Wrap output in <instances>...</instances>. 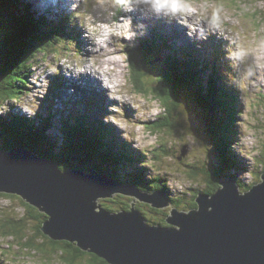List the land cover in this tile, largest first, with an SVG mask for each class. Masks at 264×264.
I'll return each mask as SVG.
<instances>
[{"label":"trees","instance_id":"trees-1","mask_svg":"<svg viewBox=\"0 0 264 264\" xmlns=\"http://www.w3.org/2000/svg\"><path fill=\"white\" fill-rule=\"evenodd\" d=\"M69 27L66 21L56 22L46 17H39V13L34 10L33 6L27 5L24 0H0V109H4V106L12 101H19L26 94L30 85L31 70L39 54L46 55L50 47L53 48L54 46L56 48L62 40L71 39L79 44L78 38L74 36L71 38L72 36L67 33L66 30ZM158 50H160V47L152 41L140 40L135 49L129 53V76L136 92L142 95H151L154 100L159 101L163 109V116H159L158 121L151 124V131L154 134L159 133L160 138H162L164 133L177 128L175 124L176 114L180 104V94L184 90L189 92L190 89H196L199 86L200 89L197 93L200 94L198 98L203 110L209 109L210 105L223 111L227 109L224 103L231 96L227 92H220V88L216 85L217 78L209 80L207 83L208 88H204V79L198 61H180V57L174 55L169 58L170 64H164L165 67L163 68L158 66L157 77L148 82L150 81L147 77L150 76L148 72L153 69L152 63L154 62L151 56L157 54ZM205 96L207 98L209 96L208 100ZM231 99L234 101V96ZM0 114L2 113L0 112ZM232 121H235V112L228 114L227 117L225 116L224 121L216 125L223 138L228 135V142L234 139L235 130H231L230 125ZM176 122L179 130L180 128H182V131L186 129L182 120ZM46 123L47 121H44L39 125L34 119L30 120L28 117L19 116L14 112L3 114L0 116V152L19 147L28 148L33 153L40 155L41 158L52 161L59 170L66 171L70 168L88 171L95 168L99 173L114 178L117 183L128 186L133 185L148 193L163 191L170 196L169 188L166 186L168 184H164V179L158 176L154 177L153 180H146L147 171L144 168L135 167L133 174L128 175L127 179L121 175L119 172L120 165L130 166L138 162L140 164L143 159H136L135 156H132L131 148L119 141L120 139L107 127L99 125L100 127L97 128H89L85 123L68 127L65 124L60 135H56L50 132L51 127ZM68 123L70 124V122ZM173 133L176 134L177 132ZM210 136L219 143V136L216 131L212 129ZM173 144L171 140L163 141L160 139L159 144L154 148L155 153H153L156 162L163 163L164 159L172 155V148L175 147L172 146ZM230 151H232L230 146L228 149L223 148L216 151L221 160L220 166H214V168H209L206 164L191 166L192 169L189 171L188 177L191 180H196V178L199 179L201 175H204V180L208 185L202 191H194L195 193L191 194L193 200L191 199L190 205L187 206L182 204L185 201L184 195L183 198L170 196L175 208H179L181 211H191L197 208L195 201L197 196L200 193L209 196L214 195L218 191L219 176L221 175L237 180L243 192H248L255 185L262 182L264 151L256 159L262 168L261 174L259 179L253 181L250 186L243 184L238 175L230 173V171H233V173L241 172L239 168H235L238 165H235V160L231 157ZM161 158L163 159L162 162ZM188 194L186 193V195ZM0 197L12 200L20 199L18 196L6 194H0ZM132 202V198L117 195L114 199H102L100 205L108 212L118 214L130 212ZM142 205L138 204L136 210L144 219L146 225L168 226L166 220L172 208L167 212L150 207L155 215L157 213L162 214L159 218L151 220L146 218V214L141 208ZM24 206L28 210L27 215L17 216L13 214L11 217L6 215L0 220V238L3 242L7 241L5 243L7 246L12 248L15 246L12 245L13 242H17L16 246L28 253L36 250H40L42 253L46 252L41 255L45 264H49V261H52L51 259H57V257L62 258L64 264H109L94 254L82 251L76 244L66 241H53L45 236L41 229L48 220L47 215L26 203H24ZM27 227L33 229L32 237L27 236ZM35 237L45 238L46 242L41 240L38 244ZM9 239L13 240L9 241Z\"/></svg>","mask_w":264,"mask_h":264},{"label":"rangeland","instance_id":"rangeland-1","mask_svg":"<svg viewBox=\"0 0 264 264\" xmlns=\"http://www.w3.org/2000/svg\"><path fill=\"white\" fill-rule=\"evenodd\" d=\"M24 1L27 3L28 0ZM221 2L231 15L241 19L242 27L248 35H250V32H248L250 25L253 27L264 25V8L260 7L261 0H221ZM53 13L58 14L50 17L55 21L69 15L67 10ZM138 18L142 19L139 14H137V19ZM166 22L170 26L167 25ZM70 24L73 27L71 29L75 32L67 33L72 36L71 38H73V36L78 38L79 44L76 42L74 43L82 53L87 54L85 52L87 41L82 39L79 28L72 22H70ZM160 26H162L163 29H161ZM160 26L156 17L155 21L148 25V34L143 36L156 39V45L160 47L157 54L155 53L153 58H151L154 62L152 63L153 69L148 72L150 74V76H147L150 79L148 82H151L157 77L159 71L158 66L163 68L165 67L164 64H170V57L176 54L178 57L188 60V54L195 53L196 59H200L201 63L207 62L208 64L210 63V66H217V71L221 78L220 80H222L219 81L220 88L223 92H227L229 95L236 98L232 107L228 106L232 101L229 99L230 102L225 101L227 109L224 111L217 107L214 108L212 105L209 106V109L203 110L198 98L200 94L197 93L200 89L199 86L197 87L198 89H190L189 92L184 90V93L182 92L180 94L181 98L177 111L178 113L176 114V121L182 120L186 129L182 131V128H180L179 130V126L175 121L177 128L173 131L164 133L163 137L160 138L159 133L154 134L151 131V124L158 121L159 116H163V109L159 101L154 100L151 95L147 96L145 94H140L145 98L146 102L141 104L139 110L132 109L128 104L124 105L130 123L127 128L118 131L116 127L104 123V117L108 114V105L112 103L106 99L105 101L102 100L103 96L106 97L104 91L100 90V88V92L93 91L92 89H85V85L83 84L84 80L78 83H72L69 79V83H64L65 77L62 74H48L46 64L52 60L53 54L57 53L58 50L61 51H58L61 54L68 50L59 47L62 43L66 44L69 41L73 42V40L68 39L59 42L56 47L58 50L53 46L54 49L49 48L46 55L39 54L31 70L28 91L19 101H13L5 105L3 113L9 114L10 112H15V114L25 117V114L21 110L39 102L41 109L38 115L33 119L39 125L47 121L46 124H49L51 127L50 132L56 135H60L65 124L68 127H75V125L79 123H85L89 128H97L100 127L99 125L107 127L118 139H120L119 141L131 148L132 156H135L136 159H143V162L140 164H138L139 162H135L137 164H132L130 166L125 164L120 165L119 172L121 175L127 179L128 175L133 174L135 167L144 168L147 171L146 180H153L154 177L158 176L162 177L164 179V184H168L165 185L169 188L168 192L170 196L174 198H183L184 195L185 201L182 204L185 206L190 205V200H193L192 195L196 191H202L208 185L204 180V175H201L199 179L196 178V180H191L188 177V173L192 169L191 166L194 164H206L209 168L220 166L221 160L216 153L219 149H228L230 146L232 150L230 151V155L235 160V165H238L235 168L241 170V172L233 173V171H230V173L238 175L243 184L250 186L253 181L259 179L262 170L256 159L259 154L264 151V92H257L255 88L251 87L246 91H241L227 84L226 78L223 76L226 67L223 61V55L224 49L228 46L227 40L212 36L206 43H198L184 37L187 39V43L184 44L181 43L182 41L184 42L182 34L180 31L178 32L177 29H175L176 27L171 23L164 20V23ZM229 27H231V25H229ZM155 28H157L156 31H154ZM167 28H171V31H167L169 30ZM161 35L169 40L164 38L159 40ZM140 40L142 39L140 38L136 42V46L140 43ZM169 44L174 48L173 50H168ZM213 49L217 53H213ZM204 75L203 85L204 88H206L207 79L212 77L213 72L207 71ZM94 84L100 87L98 83L95 82ZM261 87H264V85H261ZM133 90L136 91L135 88ZM205 97L206 100H208L209 96L208 98L207 96ZM151 101H155V103H151ZM135 102L139 103V101ZM152 109L157 110L155 115H152ZM137 111H140L143 115L138 116ZM229 111L232 113L235 112L236 114L235 121L230 123L231 130H235L234 139L230 140V142L227 141L229 140L227 138L228 135L226 138H223V135L220 134L221 131H219V128L216 126L219 122L222 123L224 121V117ZM68 122H70L72 126ZM137 125H140V127H137ZM212 129L217 132L219 143L214 141L210 136V131ZM104 130L107 131L106 129ZM173 132L177 133L174 134ZM137 137H139L138 141L136 139ZM160 139L163 141L171 140L174 143L172 146L176 147L172 148L173 152L170 157L164 159V161L161 158V162L163 161V163L156 162L155 156H153V153H155L154 148L157 147ZM133 145H135V147ZM235 165L233 164V166ZM186 193L189 194L186 195ZM23 202L31 206L29 202L21 198L19 200H12L6 197H0V220L6 215L10 217L13 216V214L17 216L27 215L28 210ZM137 202L134 208H136L138 204H143L141 208L144 210L147 219L155 220L162 215L157 213L156 215L158 216H156L155 213L151 211L150 206L148 207V205L141 201ZM170 209L171 208H168L165 211L169 212ZM32 230L31 227H27L26 233L27 236L29 235L28 237H32L34 232ZM10 240L13 239H9V241ZM41 240L46 242L45 238L35 237V241H38V244ZM5 243H7V241L3 242L2 238H0V264H45L43 256L41 255L46 252L42 253L40 250H36L28 253L16 246L17 242H13L12 245L15 246L12 248ZM51 260L49 264H64V261L60 257Z\"/></svg>","mask_w":264,"mask_h":264},{"label":"water","instance_id":"water-1","mask_svg":"<svg viewBox=\"0 0 264 264\" xmlns=\"http://www.w3.org/2000/svg\"><path fill=\"white\" fill-rule=\"evenodd\" d=\"M219 177L222 188L212 196L200 193L197 208L181 211L166 192L117 183L95 168L62 171L28 148L0 152V194L46 214L41 230L51 240L76 244L109 264H264V176L248 192L237 180ZM117 195L133 199L130 212L102 208V199ZM137 201L172 208L168 226L146 225Z\"/></svg>","mask_w":264,"mask_h":264},{"label":"clouds","instance_id":"clouds-1","mask_svg":"<svg viewBox=\"0 0 264 264\" xmlns=\"http://www.w3.org/2000/svg\"><path fill=\"white\" fill-rule=\"evenodd\" d=\"M260 7L264 8V0ZM49 8L52 12L67 10L69 21L79 28L82 39L87 41V54L74 42L62 43L59 47L68 50L53 54L46 64L48 74H62L76 80L87 77L98 83L107 100L112 102L104 123L118 131L130 123L124 105L139 110L146 102L133 90L128 74L129 53L135 49L136 42L148 34V25L143 20L151 17L163 18L184 29L187 38L194 42L206 43L212 36L227 40L223 55L226 64L223 76L227 84L241 91L251 87L264 92L261 87L264 85V25H250L248 35L241 19L231 15L221 0H50L37 5L39 14ZM137 14L143 19L138 20ZM40 109L37 102L21 111L31 120ZM156 111L152 109V115ZM137 115L143 114L137 111ZM136 139L138 141L139 137ZM212 211L209 208V212Z\"/></svg>","mask_w":264,"mask_h":264},{"label":"bare ground","instance_id":"bare-ground-1","mask_svg":"<svg viewBox=\"0 0 264 264\" xmlns=\"http://www.w3.org/2000/svg\"><path fill=\"white\" fill-rule=\"evenodd\" d=\"M37 4V0H34V2H33V0H28L27 1V5H32V6H37L36 5ZM64 16V15H63ZM143 19V18H142ZM155 19H156V17H151V18H149V19H144L143 20V22L144 23H146V24H148V25H150L151 24V22H153V21H155ZM138 20H140V18H138ZM157 20H158V22H159V24H161V23H164V19L163 18H157ZM174 27H176L175 29H177V31L179 32L180 31V33L182 34V38H183V40H184V42H187V39L186 38H184V37H187L186 35H185V30L184 29H182V28H179L178 26H175L174 24H172ZM160 28L161 29H163V27L162 26H160ZM167 29H171V28H167ZM178 38H180V37H178ZM181 39V38H180ZM189 43V42H188ZM198 49V48H197ZM71 80V81H70ZM68 79V78H65V80H64V83H69L68 81H70V82H73V83H78L79 81L81 82L82 80H84V82H83V84L85 85V89H92L93 91H99L100 92V90H102L100 87H97L94 83H95V81L94 80H91V79H89V78H87V77H82L81 79H79V80H76V79ZM222 81V80H221ZM99 88H100V90H99ZM103 91V90H102ZM105 99L107 100V98L105 97V96H103L102 97V100L103 101H105ZM102 101V102H103ZM21 116H23V115H21ZM26 118H27V116L26 115H24ZM185 153V152H184ZM76 170V169H75ZM80 170V169H79ZM230 170V169H229ZM108 173V172H107ZM123 174H125V173H123ZM222 177H223V175H222ZM114 179V178H113ZM219 179H220V177H219ZM223 180V179H222ZM220 188H222V186L221 185H219V188L218 189H220ZM169 214H170V212H169ZM149 225V224H148Z\"/></svg>","mask_w":264,"mask_h":264}]
</instances>
